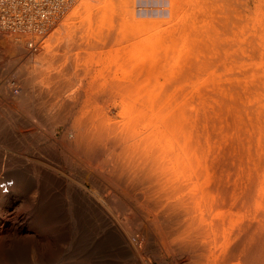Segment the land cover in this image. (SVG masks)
Instances as JSON below:
<instances>
[{"label": "bare ground", "instance_id": "bare-ground-1", "mask_svg": "<svg viewBox=\"0 0 264 264\" xmlns=\"http://www.w3.org/2000/svg\"><path fill=\"white\" fill-rule=\"evenodd\" d=\"M75 1L0 0V35L14 36L9 51L20 53L0 54V91L20 107L5 110L0 99V150L26 159L38 147L53 156L27 172L15 158H0V264H151L147 252L159 264H264V0H215L221 16L210 8L208 24L217 20L232 31L226 26L228 37L214 33L203 42L191 61L188 92L179 93L181 101L178 93L147 95L145 103L159 100V109H141L136 118L128 109L122 122L97 120L93 112L78 119L77 103L58 90V76L46 92L26 68L30 58L49 67L57 58L48 52L46 59L48 48L75 41L78 19L92 23L88 0L68 15L67 34L51 37ZM102 7L93 19L107 22L111 14ZM190 26L178 29L181 38L192 34ZM101 36L94 31L73 43L91 46ZM124 89L113 83L90 97L95 104ZM41 104L58 109H30ZM28 117L39 125H29ZM134 118L147 121L144 131L137 132ZM43 123L46 134L39 132ZM58 124L66 131L56 139ZM62 165L94 186H114L132 206L109 195L113 220L88 195L65 194Z\"/></svg>", "mask_w": 264, "mask_h": 264}, {"label": "rangeland", "instance_id": "rangeland-1", "mask_svg": "<svg viewBox=\"0 0 264 264\" xmlns=\"http://www.w3.org/2000/svg\"><path fill=\"white\" fill-rule=\"evenodd\" d=\"M85 1L88 0H77L70 4L68 9L64 12L63 20L58 26V29L51 34L52 36L50 35L52 38L67 34L68 28L66 30L65 24L66 19L68 20V15ZM90 1L93 6L92 15L95 17L101 13L102 9L98 10V8L105 6L107 10L109 9V14H111L109 20L107 22H98L99 19L96 20L93 19L94 17L92 18L90 16L92 23H86L82 26L79 22L81 20L80 18L75 21L76 29L71 32V34L76 41L78 37L90 35L95 31L102 33V36L99 38L100 42L88 46L89 44L73 43L75 41L68 43L67 38H65V40L62 39L60 43H56L57 46L54 45V48H48L45 55L46 59L49 58L48 52L52 53V55L54 54L55 58H57L49 63V67H42V65H40V67L34 64L33 58L28 59L27 63L29 62L28 64L30 66H28V64L26 66L30 72L36 71V74H34V84L46 92H50L51 89H53L54 81H56L55 77L58 76V81L61 83V85L58 86V90H61L66 98H70L73 102L77 103L75 108L72 109L78 111L76 114L78 119H83L93 112L97 120L104 118L110 122H122L125 116L128 115V109L133 110L132 117L135 116V118L138 117L141 109H159L161 101H154V104L151 105L146 104L147 95L159 93L176 95V93H178V101H181L182 94L179 95V93L183 91L186 92L189 83H191L190 72L192 58L196 57V55L198 56V52L200 55L203 42L208 40L207 38H209L210 35L214 33L218 34L220 39L223 40L225 37L229 36L228 34L230 32L228 28L232 26L226 25L227 28L222 24V26L219 27L221 22L219 21L220 23H217V20L221 16L220 3L218 4L215 0H134V5L130 7L127 6V2L130 0H125V2L124 0H109V2L105 0L107 3L104 0ZM251 3L255 4V0ZM210 8L214 9L215 15L217 14V20L211 25L208 24L211 21V17L209 16H211L210 11L212 10ZM228 8H231V5ZM125 9L129 12H125ZM102 13H104V10H102ZM84 16L86 17L87 14ZM192 19L195 22H193ZM205 20L208 22L205 23ZM192 23H195V26H193ZM182 26H190V28H192L190 34L195 33V35L188 34L189 36L184 39L181 38L178 29ZM223 27L227 28L226 32L223 31L225 29L221 31ZM216 30H220V32L217 33ZM230 31H232V29H230ZM21 35L25 36V34ZM13 38L11 39L8 35H0V54L6 58H11L20 54L16 49L9 51L12 48L10 47L12 45L10 41L13 40ZM48 39H50V37L47 38V40ZM60 45H62V48L59 47ZM218 47L223 54L224 47ZM70 63L73 65L72 70L69 71L68 74L59 75ZM113 83L121 85L126 89L122 91L111 90L112 96L94 104V99L90 96L103 92L105 86ZM2 94L8 95V90L6 92L0 91V99H6L4 106L5 110L12 109L16 111L20 109V107L16 105L17 103H15L17 102L15 98V100L12 101L13 99H8V96L4 97ZM79 94L81 95L79 96ZM174 95H171V97ZM34 108L46 110L58 109L53 104L50 106L42 105V107L38 106L37 108L34 105L30 106V109ZM42 114L43 113L40 115L42 119L47 117L45 111L44 114ZM139 122L140 121H137L136 124L138 125ZM27 123L29 125L33 124L32 126L39 125L33 117H28ZM146 124L148 123L144 120L142 123L140 122L138 126L136 125V127H138L136 129L137 132L144 131ZM43 125L41 124L39 132L46 134L48 125L46 126L45 123H43ZM65 128V125L62 124L56 126V139L64 135L66 131ZM44 141L45 143L43 144L47 145H49L50 142H54L53 140ZM41 151L42 150L38 147L37 149H32V153L29 152L27 158L23 159L22 156L17 154L14 150L10 153H4V151L0 150V158L3 159L8 156H10L11 159L15 158L14 160L17 161L18 165L20 164L23 166L20 169L22 170L25 168L27 172L28 170L31 171V167L37 166L39 158L44 161L47 160L48 162L52 160V155L47 151ZM71 156L75 158L73 155ZM25 160L26 163L20 162H24ZM18 165L16 166L17 168ZM50 165L52 166V164ZM10 169L12 170V168ZM49 171L52 170L49 168ZM58 174L59 180L63 182L65 194L77 191V193L88 195L92 199L90 203L106 206L113 220H117L118 215L110 206L113 202L107 201L109 195L116 193L123 202L129 205L131 204L132 206V201L128 200L125 195L123 196V194L117 193L118 189L114 186L107 185V183H105V188L94 186L86 179H81L83 177H81L78 172L67 169L63 165L61 168H58ZM69 202L71 201L66 196L64 203L69 204ZM86 202L89 203L88 201ZM152 218L153 216L143 218V222L149 223ZM146 254H144V259L151 258V264H159L158 260H155L157 257H154L153 253L147 252ZM170 262L171 259H169V264Z\"/></svg>", "mask_w": 264, "mask_h": 264}]
</instances>
